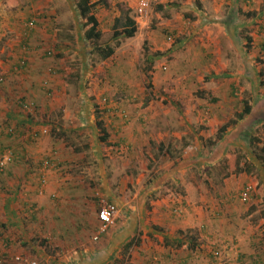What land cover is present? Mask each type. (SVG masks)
Returning <instances> with one entry per match:
<instances>
[{
  "label": "crops",
  "instance_id": "obj_1",
  "mask_svg": "<svg viewBox=\"0 0 264 264\" xmlns=\"http://www.w3.org/2000/svg\"><path fill=\"white\" fill-rule=\"evenodd\" d=\"M67 2L73 0H60V5ZM100 2L105 0H93ZM51 4L55 15L59 12L56 0H0V77L5 78L0 83V123L18 132L13 138H0V153L15 156L0 173V232L8 264H15L11 258L17 254L40 264H264V221L256 223L248 207L264 201L263 157L253 158L256 175L247 170L238 179L225 174L220 182L214 179L215 172L203 176L201 167H214L221 158L203 161L200 153L190 152L198 150L201 137L197 128L185 122L184 114L110 112L100 117L68 109L63 119L71 120L70 125L62 129L59 119V126L53 127L75 134L82 144L75 145L61 134L31 138L30 132L44 124L25 115L18 102L35 101L40 106L37 116L42 117L40 113L51 115L61 100L48 98L44 91L49 82L59 96L62 85L50 73L62 53L45 56L52 35L37 11ZM101 8L106 7L97 10ZM34 18H39L37 26L29 30L26 23ZM134 21L138 25L136 17ZM261 31L251 38L253 48L262 53L264 26ZM28 38L31 48L26 50L24 39ZM142 119L145 127L138 124ZM237 131L238 125L231 127L212 146L213 152L240 145L236 141L242 133L232 138ZM90 133L96 137L87 136ZM186 134L193 135L192 145L184 140ZM108 149L113 157L103 160ZM48 158L51 166L45 168ZM138 161H144L145 173L137 179ZM247 185H254L256 191L244 202L240 194ZM102 199L114 203L119 213L108 234L95 242Z\"/></svg>",
  "mask_w": 264,
  "mask_h": 264
},
{
  "label": "rangeland",
  "instance_id": "obj_2",
  "mask_svg": "<svg viewBox=\"0 0 264 264\" xmlns=\"http://www.w3.org/2000/svg\"><path fill=\"white\" fill-rule=\"evenodd\" d=\"M221 1L176 0L168 2L171 5L164 11H158V2L150 10L149 24H136L138 31L134 38L120 36L115 39L114 31L129 28L126 21L136 17L137 0H105L94 9L100 30L104 31L98 44L85 38L77 0L63 6L60 0H56L59 12L55 15L52 13L53 4L41 7L37 11L43 16L39 18L45 17V28H49L47 32L50 30L49 35H52L48 36L49 49L55 53L58 51L59 55L62 53V59L52 66L53 72H50L58 76L61 92L58 96L49 82L44 91L48 98L61 100L57 101L49 116L42 113V117L37 116L40 106L35 101V114L25 115L44 127L50 125L48 136L61 134L79 146L82 141L75 134L62 133L53 127L55 124L59 126V119L62 129L70 125L71 120L65 123L63 119L68 109L100 117L110 112L125 115L148 111L184 114L185 122L197 128L201 137L198 150L190 152L200 153L204 161L215 156L212 146L221 137L219 129L243 110L244 101H249L255 106L254 112H259L258 119L247 126L242 138L236 141H240V145L236 148L227 146L220 161L214 167L202 166L200 173L205 176L215 172L217 182L222 181L225 174L226 177L235 175V179L244 175L246 170L248 174H258L253 158L254 154L264 158V151H261L264 146V52L254 49L252 44L247 47V38H256V32L263 34L264 15L260 14L264 10V0ZM99 6L106 8L97 10ZM229 20L232 22L231 35L223 25ZM29 39H24L26 50L31 48ZM185 40H188L186 44ZM96 45L115 48L114 56L103 59L94 51ZM147 56L150 61L146 62ZM151 62L149 74L152 78L148 81L142 70ZM138 124L145 127L144 119ZM92 135L96 137L95 133L87 136ZM192 137L186 134L184 140L190 144ZM177 146L184 151L181 144ZM51 154L55 152L51 151ZM108 154H111L109 149L104 151L103 160L113 157ZM143 162L138 161L135 165L137 179L145 173ZM150 175L153 176L154 172ZM205 187L209 189L210 185ZM248 207L256 223L264 221V201Z\"/></svg>",
  "mask_w": 264,
  "mask_h": 264
},
{
  "label": "built area",
  "instance_id": "obj_3",
  "mask_svg": "<svg viewBox=\"0 0 264 264\" xmlns=\"http://www.w3.org/2000/svg\"><path fill=\"white\" fill-rule=\"evenodd\" d=\"M156 2V0H138L137 4V11H136V20L139 25H148L149 24V13L152 8V5ZM27 27L30 28L29 30L34 29L35 27V21H31L27 24ZM1 24H0V32L1 30ZM55 52L51 49L47 50L45 52V56L47 58L54 57ZM25 64V62H22V66ZM5 78L3 76L0 77V83H4ZM19 107L25 114H35L37 111V105L34 101H25L20 100L18 102ZM49 128L44 127L40 130H32L30 132V136L32 139H37L40 135H48L49 134ZM18 132L16 127H13L12 125L2 124L0 123V135L3 136H17ZM15 161V156L12 152H6L3 156V158L0 159V171H4L10 164H12ZM43 166L45 168H48L51 166V160H46L43 163ZM256 188L254 185H247L243 191L240 194V198L244 202H249L252 198V195L255 193ZM118 207L114 203H110L107 200L102 199L100 202V209L98 212V219H99V225L97 232L95 236L93 237V241L97 242L99 241L102 236L106 235L109 230L115 225L117 217H118ZM7 248L6 241L2 236H0V264H8V260L6 257V251ZM215 255L219 257L221 255V251L218 250L215 252ZM11 260L15 264H40L38 260L34 258H30L27 255L24 254H17L12 256Z\"/></svg>",
  "mask_w": 264,
  "mask_h": 264
},
{
  "label": "trees",
  "instance_id": "obj_4",
  "mask_svg": "<svg viewBox=\"0 0 264 264\" xmlns=\"http://www.w3.org/2000/svg\"><path fill=\"white\" fill-rule=\"evenodd\" d=\"M76 4H77V9L80 13V16L83 20V30H84L85 38L88 41H92V42L98 44V42L101 41V39L103 38V35H104L103 32L100 30L99 20L94 13V9L97 7L98 4L93 3V0H77ZM170 5L171 4L158 5L157 9H158V11H164L165 8L167 6L169 7ZM31 21H35V27H36L37 23H38V19L37 18L31 19L26 23V25L28 23H30ZM126 25L129 26V28L123 29L121 32L114 31L115 39H117L120 36L125 37V38H134L136 36V33L138 30H137V25H136L135 21L132 19H128L126 21ZM223 25L226 28L227 32L231 35L233 33L231 30V25H232L231 20L223 22ZM251 44H252V38L249 36L247 38V47L250 48ZM94 51L99 56H101L103 59H109L112 56H114V54H115V48L110 47V46L96 45L94 48ZM263 52H264V50H263ZM145 61L146 62L150 61L148 56L146 57ZM152 65H153V62L150 63V66L148 68L142 70L146 74L148 81H150L152 78L151 75L149 74V71H151V69H152ZM148 87H150V88L152 87L151 83H148ZM254 110H255V106H253V104L251 102L244 101L243 110L240 113H238L233 119H231L229 122L225 123L219 129L218 132H219V135H221V137H218V140H215L214 144H217V142L222 141L226 137V133L231 127H235L238 125V128H239V131H237V133H234L232 135V138L238 137V135H240L239 133H243L247 126L251 125L252 122H254L255 120L258 119L259 112L255 113ZM98 126L102 127V124L98 123ZM2 137H3V135H0V138H2ZM9 137H12V136H9ZM107 139L108 138L106 137L103 140L107 141ZM223 150L224 149H222V151ZM222 151L220 150L218 152H215V156L212 158L213 159H220L222 157V153H224ZM5 153L4 152L0 153L1 154L0 159L3 158ZM255 156H258V155L255 154ZM260 157L261 156H258V159ZM4 171H0V173H2ZM0 236H2L1 232H0Z\"/></svg>",
  "mask_w": 264,
  "mask_h": 264
},
{
  "label": "clouds",
  "instance_id": "obj_5",
  "mask_svg": "<svg viewBox=\"0 0 264 264\" xmlns=\"http://www.w3.org/2000/svg\"><path fill=\"white\" fill-rule=\"evenodd\" d=\"M137 4H138V2H137ZM153 5H154V4H153ZM153 5H152V6H153ZM136 11H137V10H136ZM2 237H3V236H2Z\"/></svg>",
  "mask_w": 264,
  "mask_h": 264
}]
</instances>
